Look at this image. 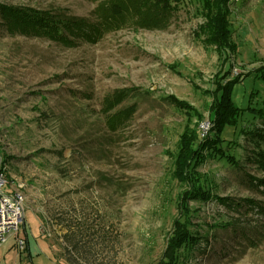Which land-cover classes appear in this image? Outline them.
<instances>
[{"label":"rangeland","instance_id":"374dc122","mask_svg":"<svg viewBox=\"0 0 264 264\" xmlns=\"http://www.w3.org/2000/svg\"><path fill=\"white\" fill-rule=\"evenodd\" d=\"M179 3L167 29L129 23L76 46L12 32L0 17V158L6 188L22 186L26 197L18 236L30 249L21 252L12 237L0 264H264V220L242 200L264 202L256 186L264 143L244 132L258 122L251 107L264 108V77L254 73L264 65V0ZM2 4L92 18L97 3ZM217 11L230 23L234 52L208 42ZM238 73L232 100L243 112L221 132L235 162L203 149L183 181L182 138L202 140L218 81ZM122 88L141 95L121 104L137 108L112 129L106 96ZM183 229L191 238L175 249Z\"/></svg>","mask_w":264,"mask_h":264},{"label":"trees","instance_id":"16d2710c","mask_svg":"<svg viewBox=\"0 0 264 264\" xmlns=\"http://www.w3.org/2000/svg\"><path fill=\"white\" fill-rule=\"evenodd\" d=\"M96 2V7L92 13V18H84L75 16L66 10H40V9H25L16 6L4 5L0 6V17L3 24L7 29L12 32H19L29 34L33 37L49 38L56 41L76 46L78 40L97 42L105 34L121 29L129 23H134L139 28L150 30H164L167 29L172 21V17L177 10L180 0H92ZM204 4L212 0H202ZM221 7L227 0H219ZM1 24V22H0ZM210 28L212 30L211 37L209 36L208 42L215 44L222 53L234 52L237 49L236 43L232 42V30L230 23L220 17L217 11L214 18L211 19ZM236 51V50H235ZM229 73L226 70L224 73ZM257 77H264V65L258 67L256 71ZM226 74L222 75L225 76ZM243 75V74H242ZM240 73L236 75L231 74L229 80H219L213 94V102L209 120L211 127L207 134L197 142L194 136L189 139L184 136L182 138L180 153L178 155V171H176L179 178L185 181V175L192 170L191 163L198 161L201 158V150L209 148L212 153L217 152L221 158H225L232 163L235 162V157L222 146L221 132L226 124L235 123L239 116H241L243 109L237 106L232 100V89L234 85L242 80ZM244 77V75H243ZM226 76L224 77V79ZM141 93L136 92L130 88H122L115 90L106 96V104L104 106L105 113L113 111L111 117L108 119L109 126L114 129L120 124L126 123L136 111V105L121 106V104L129 98L140 96ZM173 102L179 108L184 109L186 112L189 110L190 105L174 95L164 97ZM255 112L254 118L259 122L254 124V129L246 130L244 132L248 137H254L255 140L264 143V108L251 107ZM213 143V144H212ZM224 150V151H223ZM259 149L255 152L256 158ZM264 158V151L261 154ZM258 190L264 195V178L257 181ZM262 187V189H260ZM200 188V187H199ZM199 188L196 189V197L201 199L210 198V194ZM206 199V200H208ZM228 200V199H227ZM252 209L256 210L259 220H264V202L258 201L254 197H247L242 199ZM242 203V202H241ZM189 211V210H188ZM187 211V212H188ZM259 212V213H258ZM261 212V213H260ZM246 233L245 229L243 231ZM191 238V234L187 229H183L177 237V245L175 247H182L187 240ZM199 242V241H197Z\"/></svg>","mask_w":264,"mask_h":264},{"label":"built area","instance_id":"2783aa9c","mask_svg":"<svg viewBox=\"0 0 264 264\" xmlns=\"http://www.w3.org/2000/svg\"><path fill=\"white\" fill-rule=\"evenodd\" d=\"M211 127L209 120L201 123L202 136L204 137ZM6 167L0 158V246L10 237H18L17 245L20 250H25L27 240L18 236L25 223V195L22 186L17 190L6 188L9 183Z\"/></svg>","mask_w":264,"mask_h":264},{"label":"crops","instance_id":"0c3cea01","mask_svg":"<svg viewBox=\"0 0 264 264\" xmlns=\"http://www.w3.org/2000/svg\"><path fill=\"white\" fill-rule=\"evenodd\" d=\"M24 228H25V226H24ZM14 237V236H13ZM10 238H12V237H10ZM9 238V239H10ZM25 239L27 240V246H26V248L25 249H28L29 251H30V249H29V240H28V236H26L25 237ZM9 241V240H8ZM7 241V242H8ZM6 242V243H7ZM49 243V242H48ZM49 246H50V248H51V245H50V243H49ZM21 252H25V250H21ZM29 256H30V258H31V253L29 252ZM31 260V259H30ZM27 264H31V261H27Z\"/></svg>","mask_w":264,"mask_h":264}]
</instances>
